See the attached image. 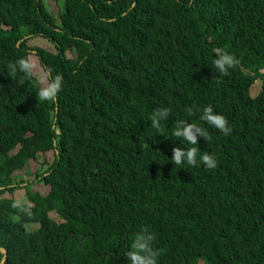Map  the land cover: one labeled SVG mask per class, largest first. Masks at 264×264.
<instances>
[{
    "label": "trees",
    "instance_id": "obj_1",
    "mask_svg": "<svg viewBox=\"0 0 264 264\" xmlns=\"http://www.w3.org/2000/svg\"><path fill=\"white\" fill-rule=\"evenodd\" d=\"M217 49L237 61L225 73ZM31 51L61 78L54 101L15 63ZM205 106L228 135L200 120ZM180 120L206 136L188 145ZM181 147L216 167L172 164ZM47 151L35 180L48 192L3 196ZM142 234L156 264H264V0H63L58 18L0 0V264L1 249L4 264H127Z\"/></svg>",
    "mask_w": 264,
    "mask_h": 264
},
{
    "label": "clouds",
    "instance_id": "obj_2",
    "mask_svg": "<svg viewBox=\"0 0 264 264\" xmlns=\"http://www.w3.org/2000/svg\"><path fill=\"white\" fill-rule=\"evenodd\" d=\"M216 58L212 61L213 68L218 73H225L228 68L232 67L237 61L235 58L220 49L216 50ZM18 68L29 76L32 73L33 65L27 58H19L16 60ZM61 78L56 76L54 79L48 78L44 86L37 89V94L41 101H54L57 93L61 89ZM191 111V109H189ZM169 115L167 108L158 109L153 112L151 124L154 128H158L160 122ZM200 120L208 126L219 130L224 135H228L231 129L227 127L225 117L217 112H214L211 106H205L200 111ZM180 124H184V120L177 121V126L174 130V135L183 139L188 145H196L197 135L206 136L203 128L193 123H187L182 128ZM197 147L188 148H173L171 151V163L177 166L186 164L189 166L197 165L198 161L204 167L212 169L216 167L215 158L207 153H202L198 156ZM151 236L138 235L131 245V249L126 251L127 264H156L155 253L151 251Z\"/></svg>",
    "mask_w": 264,
    "mask_h": 264
},
{
    "label": "rangeland",
    "instance_id": "obj_3",
    "mask_svg": "<svg viewBox=\"0 0 264 264\" xmlns=\"http://www.w3.org/2000/svg\"><path fill=\"white\" fill-rule=\"evenodd\" d=\"M46 10L52 14L55 18H58L60 11L63 10V0H42ZM30 46H38L45 48L47 50L54 51L53 44L44 37L34 36L28 41ZM29 61L33 65L32 72L38 80L39 87L44 86L46 80L48 79L47 73L38 61L36 54L31 51L29 54ZM257 87L251 89V94H255ZM53 158V152L47 151L38 156L36 160L30 159L25 167L20 170H16L13 175L15 176V181L22 180L23 187L15 189L11 194L5 192L3 196L12 197L16 203L30 204L26 198L27 190L38 192L40 194H46L48 192V185L35 180V176L38 172L44 170L47 162L49 163ZM46 162V163H45ZM49 216L55 220H58V216L55 212H50ZM24 227L27 231L34 230L38 227L37 223H26Z\"/></svg>",
    "mask_w": 264,
    "mask_h": 264
},
{
    "label": "water",
    "instance_id": "obj_4",
    "mask_svg": "<svg viewBox=\"0 0 264 264\" xmlns=\"http://www.w3.org/2000/svg\"><path fill=\"white\" fill-rule=\"evenodd\" d=\"M2 253L4 254L3 257H2V260H1V264H4V259H5V251L3 249H1Z\"/></svg>",
    "mask_w": 264,
    "mask_h": 264
}]
</instances>
